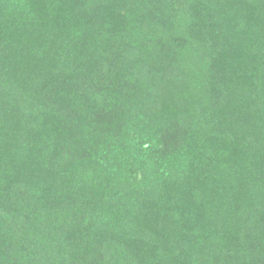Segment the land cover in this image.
<instances>
[{"label": "trees", "instance_id": "16d2710c", "mask_svg": "<svg viewBox=\"0 0 264 264\" xmlns=\"http://www.w3.org/2000/svg\"><path fill=\"white\" fill-rule=\"evenodd\" d=\"M0 264H264V0H0Z\"/></svg>", "mask_w": 264, "mask_h": 264}, {"label": "rangeland", "instance_id": "374dc122", "mask_svg": "<svg viewBox=\"0 0 264 264\" xmlns=\"http://www.w3.org/2000/svg\"><path fill=\"white\" fill-rule=\"evenodd\" d=\"M160 110H161V112H163L161 114V116L164 117L167 114H170L171 112L173 114H175V112L177 111V107H175V106H172V107L171 106H162V107H160Z\"/></svg>", "mask_w": 264, "mask_h": 264}]
</instances>
